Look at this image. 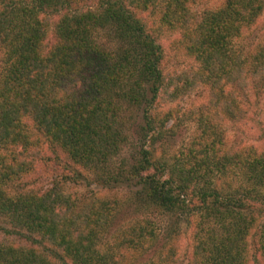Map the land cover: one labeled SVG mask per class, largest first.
I'll return each mask as SVG.
<instances>
[{
    "label": "trees",
    "instance_id": "trees-1",
    "mask_svg": "<svg viewBox=\"0 0 264 264\" xmlns=\"http://www.w3.org/2000/svg\"><path fill=\"white\" fill-rule=\"evenodd\" d=\"M88 1L0 0V150L10 151L0 154V215L53 244L64 263L66 258L72 264H122L112 250L137 248L133 236L111 247L110 254L96 245L111 219V208L103 201L80 210L59 190L11 195L3 189L26 171L16 149L45 139L74 162L99 170L97 177L107 171L105 183L137 185L131 200L136 205L177 219L195 211L213 218L218 229L204 246L195 247V264H246L251 247L264 264V153L226 151L217 157L211 129L206 135L211 149L191 169L178 163L168 169L167 159H156L144 149L129 167L114 170L109 164L126 141L128 122L124 124L122 112L143 107L145 137L154 132L157 120L163 125L169 119V113L151 117L149 109L166 86L160 67L163 53L137 13L160 9L161 24L180 30L187 27L193 0H98L96 6ZM263 10L264 0H224L194 22L188 50L211 83L225 82L216 85L218 93L240 77L243 91L250 89L264 99V51H246L238 58L232 42ZM249 77L256 81L248 87ZM77 79L82 87L73 88L71 97L61 96V89ZM233 107L231 97L225 111L230 117ZM25 119L41 136L31 135ZM238 172L249 186L232 187L230 175ZM0 264L51 263L33 249L0 245Z\"/></svg>",
    "mask_w": 264,
    "mask_h": 264
},
{
    "label": "rangeland",
    "instance_id": "rangeland-1",
    "mask_svg": "<svg viewBox=\"0 0 264 264\" xmlns=\"http://www.w3.org/2000/svg\"><path fill=\"white\" fill-rule=\"evenodd\" d=\"M223 3L224 0L191 1L187 27L180 30H170L161 24L160 9L156 13H137L161 45L163 53L160 67L166 86L149 109L151 117L169 113V119L163 125L161 119L157 120L159 125L155 123L154 132L145 137L142 130L145 125L143 107H131V111L122 112L124 124L128 122L123 132L126 141L118 155L110 156L109 164L115 167L114 170L121 165L129 167L136 163L141 157V149L150 150L156 159H167L168 169L176 163L191 169L196 158L204 157L202 152L211 149L210 143L217 148V157L226 151L264 153L263 96L254 95L250 89L243 91L242 83L237 81L241 80L240 77L236 78L235 85L229 84L227 90L224 87V91L218 93L216 85L225 82L211 83L213 80L206 72H201L198 60L188 50L194 38L191 30L194 22L217 10ZM88 4L96 6L98 0H89ZM104 34H100L102 41ZM232 42L238 58L254 51H264V10L256 22L244 34L234 37ZM1 65L0 52V71ZM253 81L256 78L249 77L247 86ZM231 97L234 102L232 117L225 112ZM32 123L30 119L24 120L31 135H40ZM160 125L162 127H158ZM211 129L213 142L206 137ZM6 152L10 151L0 150V154ZM14 153L20 162H25L26 171L16 180L4 183L3 189L11 195L29 190L37 194L59 190L70 195L76 209L80 210L92 202H105L111 208L110 224L96 245L106 254L117 251L122 264H195V247L204 246L210 234L218 229V224L212 222L213 218L200 211L192 215L180 214L177 219L151 206L134 204L132 194L137 185L132 182L105 183L107 171L103 170L104 173L97 177L99 170L96 172L92 165L74 162L59 146L51 145L45 139L26 150L18 147ZM168 169L165 177L169 175ZM218 174L221 175L220 172ZM230 178L232 187L249 186L250 182H244L239 172ZM131 236L137 240L138 243H134L137 248H116L124 245ZM0 245L33 249L51 264H72L66 258L67 263L59 259L55 254H61V251L39 234L21 230L1 215ZM250 246L251 240L248 248ZM111 247L116 249L110 251ZM245 257L246 264H262L253 247Z\"/></svg>",
    "mask_w": 264,
    "mask_h": 264
},
{
    "label": "clouds",
    "instance_id": "clouds-1",
    "mask_svg": "<svg viewBox=\"0 0 264 264\" xmlns=\"http://www.w3.org/2000/svg\"><path fill=\"white\" fill-rule=\"evenodd\" d=\"M80 87H82V81L77 79L72 84L68 85L67 88L61 89L60 95L66 96V97H71L73 94L72 89L73 88L79 89Z\"/></svg>",
    "mask_w": 264,
    "mask_h": 264
}]
</instances>
